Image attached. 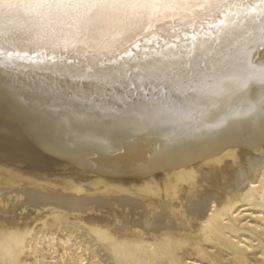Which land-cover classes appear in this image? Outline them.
I'll list each match as a JSON object with an SVG mask.
<instances>
[{
    "label": "bare ground",
    "instance_id": "bare-ground-1",
    "mask_svg": "<svg viewBox=\"0 0 264 264\" xmlns=\"http://www.w3.org/2000/svg\"><path fill=\"white\" fill-rule=\"evenodd\" d=\"M161 2H0V259L61 232L104 264L232 263L223 221L264 168V2Z\"/></svg>",
    "mask_w": 264,
    "mask_h": 264
},
{
    "label": "rangeland",
    "instance_id": "rangeland-1",
    "mask_svg": "<svg viewBox=\"0 0 264 264\" xmlns=\"http://www.w3.org/2000/svg\"><path fill=\"white\" fill-rule=\"evenodd\" d=\"M248 194L247 201L238 206L232 215L226 217L223 221L225 224L231 223L236 227L237 233L232 234L231 238L233 242H236L239 238L244 241L238 244V253L223 248L224 252L227 253V257L232 258L231 264H238L235 258L237 254L246 256L244 243L256 247L261 246V249L264 248V212L261 206L264 202V168L255 186L250 187ZM239 235L240 237H238ZM55 237L52 242V237L49 234L39 236L36 239L31 238L28 247H12V255H5L0 259V264H104L93 253L97 245L86 247L85 242L73 234L64 236L59 232ZM247 251L248 253L252 252L250 248ZM255 257L254 264H264V253L259 252ZM150 264H152V261H150Z\"/></svg>",
    "mask_w": 264,
    "mask_h": 264
},
{
    "label": "snow or ice",
    "instance_id": "snow-or-ice-1",
    "mask_svg": "<svg viewBox=\"0 0 264 264\" xmlns=\"http://www.w3.org/2000/svg\"><path fill=\"white\" fill-rule=\"evenodd\" d=\"M30 5L40 10H47L49 13H84L87 16L118 14L129 8L148 15L151 11L169 6L161 0H35V3ZM190 75L195 74L190 73Z\"/></svg>",
    "mask_w": 264,
    "mask_h": 264
}]
</instances>
